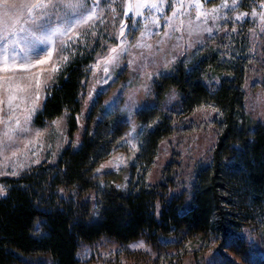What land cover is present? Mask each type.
<instances>
[{"label": "rangeland", "instance_id": "1", "mask_svg": "<svg viewBox=\"0 0 264 264\" xmlns=\"http://www.w3.org/2000/svg\"><path fill=\"white\" fill-rule=\"evenodd\" d=\"M36 2H0V34L7 37L9 65L16 69L5 73L0 64V197L6 193L2 178L20 176L42 163L56 164L71 143L67 112L44 125L36 117L60 75L86 55L93 61L73 147L82 144L90 112L102 94L104 108L96 121L114 112L128 125L120 144L94 173L101 188H128L144 131L155 124H143L137 114L156 103V82L180 64L191 70L214 52L221 54V61L231 60L238 46L246 63L250 127L264 125V0H100L98 5L85 0L87 11L95 13L92 19L87 13L74 14L58 0L29 13L24 5ZM138 2L157 3L160 9H141L143 15L130 12L128 5ZM223 76L231 73L209 69L204 82L213 88ZM162 109L175 119L176 131L160 144L148 182L163 181L165 166L174 160L180 164L175 175V191L180 192L193 180L197 167L209 162L218 135L212 124L216 111L203 107L181 116V93L174 88L166 92ZM99 206L94 198V218L100 217ZM245 236L247 253L222 248L216 239L195 238L168 250L153 247L145 238L121 245L104 237L84 244L79 259L81 264H174L179 256L173 253H185L183 264H262L264 225L246 228ZM39 262L48 259L33 261Z\"/></svg>", "mask_w": 264, "mask_h": 264}, {"label": "trees", "instance_id": "2", "mask_svg": "<svg viewBox=\"0 0 264 264\" xmlns=\"http://www.w3.org/2000/svg\"><path fill=\"white\" fill-rule=\"evenodd\" d=\"M238 53L237 46L231 60L221 61V54L214 52L191 70L180 64L156 82V103L137 114L143 124H155L144 131L124 191L101 188L94 177L128 128L114 112L96 121L105 94L90 112L82 144L73 147L93 57L75 59L49 90L36 117L44 125L67 112L71 143L56 164L42 163L1 179L6 193L0 197V264H34L38 258L48 259L38 264H81V247L104 237L121 245L145 238L153 247L168 250L195 238L216 239L222 248L247 253L246 228L264 225V125L250 127L246 63ZM209 69L231 76H223L212 88L204 82ZM172 88L181 93V116L210 107L216 111L212 124L218 132L209 162L197 167L180 192L175 191L180 164L174 160L165 166L163 181L148 182L160 144L176 131L175 119L162 109ZM94 198L101 205L99 218L93 216ZM175 256L179 259L174 264H183L185 253Z\"/></svg>", "mask_w": 264, "mask_h": 264}, {"label": "snow or ice", "instance_id": "3", "mask_svg": "<svg viewBox=\"0 0 264 264\" xmlns=\"http://www.w3.org/2000/svg\"><path fill=\"white\" fill-rule=\"evenodd\" d=\"M0 2L4 4H9L10 0H0ZM52 0H37L36 3L32 4H25L24 6L28 8L29 13L33 9H40V8H48L51 4ZM59 3L63 4L65 7L71 9L73 13L79 12L81 15H84L87 13V19H92L95 16L94 12H88L85 5V0H58ZM95 3L98 5L100 3V0H95ZM199 7V5H196ZM181 7H183V4H181ZM129 11H135L139 15H143V12L140 11L141 9H160V5L157 3H147V2H138L135 4H129L128 5ZM179 11V9H177ZM175 15V13H173ZM39 39V38H37ZM40 42H46L45 40H42ZM115 51V49L113 50ZM25 58H27L26 54ZM15 59V56H13V60ZM0 64L3 65V72L8 73L10 71H15L16 69L11 67L9 65V56H8V45H7V37L0 34ZM58 69L56 67L52 68V71H57ZM9 79L7 76L5 77V80Z\"/></svg>", "mask_w": 264, "mask_h": 264}]
</instances>
